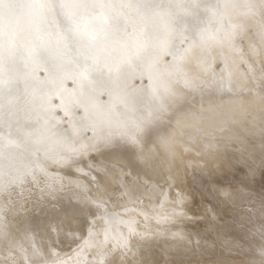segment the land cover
<instances>
[{
  "label": "bare ground",
  "instance_id": "1",
  "mask_svg": "<svg viewBox=\"0 0 264 264\" xmlns=\"http://www.w3.org/2000/svg\"><path fill=\"white\" fill-rule=\"evenodd\" d=\"M262 140L264 0H0V264H264Z\"/></svg>",
  "mask_w": 264,
  "mask_h": 264
},
{
  "label": "rangeland",
  "instance_id": "2",
  "mask_svg": "<svg viewBox=\"0 0 264 264\" xmlns=\"http://www.w3.org/2000/svg\"><path fill=\"white\" fill-rule=\"evenodd\" d=\"M263 142H264V140H262ZM249 144V143H248ZM250 146H251V144H249ZM240 167V166H239ZM239 172V173H238ZM244 173V171H243V169L240 167V168H237V169H235L234 171H233V173L232 174H230L229 176L230 177H228V179H226V181L225 182H227V185L229 186V187H231V188H234V191L235 192H237L238 193V195H239V193H241L239 196H243L244 197V199H246V198H250L251 197V199H254L255 198V200L256 201H258V202H260V206L262 205V207H261V209H262V215L264 214V196H263V199H262V195L264 194V191L262 190V189H264V188H262L263 186H264V184H263V182H264V178H263V175H261L260 177H258L257 178V182L256 183H254V182H252L251 180H246V178H244V176L241 174V173ZM232 176V177H231ZM235 176V177H234ZM237 176H239V177H237ZM237 177V178H236ZM260 178V179H259ZM237 180V181H236ZM245 180V181H244ZM261 180V181H260ZM229 181V182H228ZM232 181V182H231ZM236 181V182H235ZM249 181V182H248ZM263 181V182H262ZM243 182H245L246 183V185L245 184H243ZM248 182V183H247ZM251 182V183H250ZM259 182H260V184H261V187H260V184H259ZM230 183H231V185H230ZM242 183V185L240 186V184ZM250 183V184H249ZM233 184V185H232ZM238 185V186H237ZM250 186V187H252V188H250V191L248 190L249 188H248V186ZM263 185V186H262ZM240 186V187H239ZM246 186V188H248V189H246V188H244L243 189V187H245ZM258 186H259V188H258ZM255 187V188H254ZM235 188H236V190H235ZM239 188V189H238ZM238 189V190H237ZM241 189V190H240ZM239 191V192H238ZM262 191V192H261ZM245 192H247V193H245ZM254 192V193H253ZM256 192V193H255ZM261 192V193H260ZM244 193V195H242ZM250 195H249V194ZM258 193V195H256ZM247 194H248V196H247ZM255 194V195H254ZM246 195V196H245ZM252 195V196H251ZM260 196V197H259ZM251 199H248L249 201L251 200ZM218 204V203H217ZM217 204H214L215 205V207H220V206H222V207H220L219 208V210L220 211H218V214H219V212H221L220 214H222V215H224V216H226V217H228V221H231V223L233 224V221H234V219L236 218V211L238 212V210H242L243 208L242 207H240V206H235V205H231V207L227 204V206H228V209L227 210H225V208L223 207L224 206V204L222 203V205L219 203L218 205ZM214 205H212V206H214ZM220 205V206H219ZM235 206V207H234ZM221 208H222V210H221ZM230 208V209H229ZM235 208H237V210L235 209ZM241 208V209H240ZM232 210H234V211H232ZM264 216V215H263ZM262 216V221L260 220L259 222L262 224V227H263V225H264V217ZM249 219L247 218H243L242 220H240L238 223H242L241 224V227H239V225H237V227L238 228H243V226L248 230L249 228V231L251 230V229H254L255 228V224H257V223H254L253 222V224H250V223H252V221L251 220H249V222H246V221H248ZM246 224V225H253V226H249V228L243 223V222ZM243 225V226H242ZM255 225V226H254ZM254 227V228H253ZM263 233L262 234H260L263 238H261L262 239V242H264L263 241V239H264V228H263ZM257 240H260V238L258 237V239ZM258 244H259V242H258ZM258 244H256V245H258ZM241 253H243V250H240V249H238V251H237V254L238 255H241ZM242 256V255H241ZM236 258H237V255L235 256Z\"/></svg>",
  "mask_w": 264,
  "mask_h": 264
},
{
  "label": "snow or ice",
  "instance_id": "3",
  "mask_svg": "<svg viewBox=\"0 0 264 264\" xmlns=\"http://www.w3.org/2000/svg\"><path fill=\"white\" fill-rule=\"evenodd\" d=\"M7 7H8L9 9H12V8H14V7H15V5H14V4H12V3H9Z\"/></svg>",
  "mask_w": 264,
  "mask_h": 264
}]
</instances>
